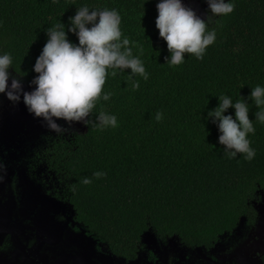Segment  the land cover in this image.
Segmentation results:
<instances>
[{"label":"trees","instance_id":"1","mask_svg":"<svg viewBox=\"0 0 264 264\" xmlns=\"http://www.w3.org/2000/svg\"><path fill=\"white\" fill-rule=\"evenodd\" d=\"M233 3L231 14L209 25L217 36L204 58L185 55L184 63L170 66L155 27L154 0H0V54L9 53L11 69L29 81L37 75L33 66L46 30L61 22L67 32L69 18L83 5L119 12L122 35L149 73L147 81L132 78L139 81L136 90L130 70L107 76L103 91L111 97L98 101L94 112L114 114L117 127L100 130L89 123L84 132L52 143L53 168L71 180L68 200L109 242L133 245L153 229L159 237L205 243L233 227L247 200L264 189V124L255 120L249 99L251 88L264 86V0ZM68 39L78 42L72 33ZM223 95L249 104L255 134L248 138L256 150L251 162L224 155L217 128L204 119ZM157 112L163 113L160 121ZM86 119L94 122L95 114ZM96 171L106 175L93 178ZM84 178L92 182L86 185Z\"/></svg>","mask_w":264,"mask_h":264},{"label":"clouds","instance_id":"2","mask_svg":"<svg viewBox=\"0 0 264 264\" xmlns=\"http://www.w3.org/2000/svg\"><path fill=\"white\" fill-rule=\"evenodd\" d=\"M206 2L209 13L202 19L182 0H159L155 27L159 37L166 42L165 63L178 66L184 63L185 55L202 60L207 48L215 43L217 33L209 25L218 17L231 14L235 4L233 0ZM120 25L121 16L116 9L79 7L69 18L67 32L61 22L46 30V43L33 66L37 75L30 81V87L35 86L31 91H24L21 80L9 72L11 55L0 54V94L14 104L20 102L22 95L28 112L41 118L47 128L57 134L65 131L56 123L60 119L66 123H91L100 130L117 127L114 114L104 110L94 112L98 101H109L111 97V93L103 91L107 76L130 70L128 77L132 80L133 90L140 87L133 77L140 76L145 81L149 78L143 61L133 54L129 39L123 37ZM68 33L74 34L78 42L69 40ZM249 99L257 109L255 120L264 124V86L251 88ZM218 101V106L209 110L204 119L217 128L218 143L224 146V155L229 159L243 156L251 162L256 150L248 138L255 134L253 120L249 119V104L244 98L234 101L229 95L219 97ZM230 108L234 115L225 114ZM91 114H95L94 122L86 119ZM162 118L163 113L157 112L155 119L160 121ZM105 175L106 172L96 171L93 178ZM82 182L87 185L92 179L84 178Z\"/></svg>","mask_w":264,"mask_h":264},{"label":"flooded vegetation","instance_id":"3","mask_svg":"<svg viewBox=\"0 0 264 264\" xmlns=\"http://www.w3.org/2000/svg\"><path fill=\"white\" fill-rule=\"evenodd\" d=\"M191 1L182 3L188 7ZM198 7L206 12L198 16L209 13L207 2ZM9 72L30 82L11 68ZM7 105L13 106L6 99L0 103V110ZM7 122L15 120L2 114L0 264H264L261 188L247 200V211L233 227L205 243L188 244L177 234L159 237L154 231L160 242L152 244L150 238H144L147 229L133 245L117 244L115 239L111 243L92 230L68 200L71 180L50 162L56 154L51 150L54 139L48 136L43 141L46 144L32 150L28 135L4 127ZM57 172L63 177H56L57 187L49 189L48 178Z\"/></svg>","mask_w":264,"mask_h":264},{"label":"rangeland","instance_id":"4","mask_svg":"<svg viewBox=\"0 0 264 264\" xmlns=\"http://www.w3.org/2000/svg\"><path fill=\"white\" fill-rule=\"evenodd\" d=\"M157 1L159 2V0ZM185 1H188V0H182V2H185ZM205 3H206V0H192L190 3L191 5L188 4V7L193 9L196 14L200 13L199 15H204L206 13L205 8L203 9L201 7L197 8V6L198 4H205ZM21 83H22L24 91H28L35 87L34 85L30 87V82H27L24 80H21ZM6 99L7 98L2 94V96L0 97V103L4 102ZM12 104L13 106L7 105L3 109L0 110V122L2 120V114L15 120V122H7L3 124L4 127H7L9 130H17L14 133H18V134L23 133V135H28L26 136L28 137L27 139L30 142L28 146L30 148H33L32 150L36 148V145L37 147H42L44 144H46V143H43V141L48 136H51V138H53L54 140H58V139L61 140L60 138L69 140L74 133H82L85 131V123L83 122L66 123L64 120L60 119V120H56V123L61 125V127L64 128L65 131L61 134H57L53 131H50L47 128L45 122L41 118H35L32 114L28 112L27 108L25 107L23 103L22 95H21L20 102L15 103V104L12 103ZM6 124H8L9 126H6ZM56 177L62 178L63 175L58 172L55 175H51L48 178V181H51V183L47 184L49 186V189H51V187H53V189L57 187ZM261 193L262 195H264L263 190L261 191ZM144 235H145L144 238L145 237L148 239L150 238L151 240L150 242H152V244H154L156 241L157 243L160 242L158 238H156L153 229L148 230L147 233H145Z\"/></svg>","mask_w":264,"mask_h":264},{"label":"water","instance_id":"5","mask_svg":"<svg viewBox=\"0 0 264 264\" xmlns=\"http://www.w3.org/2000/svg\"><path fill=\"white\" fill-rule=\"evenodd\" d=\"M148 230H150V229H148Z\"/></svg>","mask_w":264,"mask_h":264}]
</instances>
